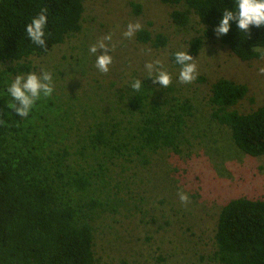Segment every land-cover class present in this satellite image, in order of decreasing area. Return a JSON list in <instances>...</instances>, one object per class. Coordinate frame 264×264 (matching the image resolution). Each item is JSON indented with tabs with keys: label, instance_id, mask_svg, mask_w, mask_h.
I'll use <instances>...</instances> for the list:
<instances>
[{
	"label": "trees",
	"instance_id": "1",
	"mask_svg": "<svg viewBox=\"0 0 264 264\" xmlns=\"http://www.w3.org/2000/svg\"><path fill=\"white\" fill-rule=\"evenodd\" d=\"M172 6V21L186 26L195 15L202 32L189 40V54L217 38L242 61L264 55V27L241 35L235 22L218 34L221 10L233 0H159ZM135 13L139 7L133 4ZM41 6L49 8L47 49L27 38L26 23ZM83 0H0V91L17 72L31 70L30 57L44 56L82 29ZM137 40L164 46L167 37H151L145 27ZM174 51L170 60L174 65ZM178 66V65H177ZM127 86L112 93L111 108L92 109L79 127L82 111L57 97L38 101L27 118L18 116L0 96V264H96L94 224L111 200L109 168L116 160L148 162L160 149L179 151L193 105L173 93ZM248 92L245 84L218 78L210 84L211 117L231 133L235 146L251 156L264 155V105L249 112L233 108ZM95 110H99L95 113ZM81 113V114H80ZM72 137V141L70 140ZM71 141V142H70ZM85 151L91 156L86 159ZM215 264H264V199L233 198L218 214Z\"/></svg>",
	"mask_w": 264,
	"mask_h": 264
},
{
	"label": "rangeland",
	"instance_id": "2",
	"mask_svg": "<svg viewBox=\"0 0 264 264\" xmlns=\"http://www.w3.org/2000/svg\"><path fill=\"white\" fill-rule=\"evenodd\" d=\"M83 6L79 33L44 56L30 57V72L53 74L52 98L71 104L75 111L86 108L75 119L79 127L92 109L107 111L115 105L111 104L112 93L134 78H143L144 64L157 58L172 73V83L161 88L154 79L145 80L156 90L187 98L193 105L178 152L160 149L143 165L119 159L110 166L107 207L115 204V208L94 224L96 264H215L207 256L214 250L221 207L238 197L264 199V155L243 153L230 130L212 119L210 84L221 77L245 84L247 95L233 107L239 112L264 105V55L242 61L217 38H210L192 55L197 78L182 83L177 79L179 66L170 54L189 50V40L202 32L195 15L186 26H179L171 18L173 7L159 0H83ZM137 22L151 37L165 35L166 44L153 47L137 40L136 34L131 39L124 37L127 25ZM109 34L108 47L99 48L97 54L112 55L113 63L108 73H101L89 48ZM4 66L0 63V68ZM85 156L91 157L88 151ZM181 190L189 194V202L180 201Z\"/></svg>",
	"mask_w": 264,
	"mask_h": 264
},
{
	"label": "clouds",
	"instance_id": "3",
	"mask_svg": "<svg viewBox=\"0 0 264 264\" xmlns=\"http://www.w3.org/2000/svg\"><path fill=\"white\" fill-rule=\"evenodd\" d=\"M219 23L215 31L218 34H228L235 22L241 35L249 32L250 28L264 27V0H233L232 7L225 6L221 10ZM49 8L41 6L40 11L30 18L25 25L27 38L32 44L47 49V31L49 23ZM142 29L140 23H129L127 30L123 33L126 38H133L137 31ZM111 35H106L98 43L89 48L90 54L96 56L95 67L101 73H108L113 63V56L104 54L98 55L99 48H107L105 41H111ZM147 51V50H146ZM174 63L179 66L177 79L182 83H191L197 78L198 67L196 59L189 54L188 50H176L173 53ZM146 75L143 78H134L128 82L127 87L130 93H139L144 86V79L152 78L161 88H167L173 80V75L165 67L163 60L157 58L144 64ZM55 89L53 86V74L50 71L41 70L37 72H17L14 79L6 82L0 96L5 97L8 107L18 116L27 118L34 111L38 101L51 97ZM179 199L182 203L189 202V194L180 191Z\"/></svg>",
	"mask_w": 264,
	"mask_h": 264
}]
</instances>
